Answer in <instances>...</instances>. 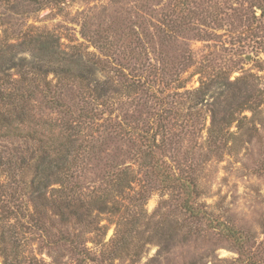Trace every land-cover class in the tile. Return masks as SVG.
I'll use <instances>...</instances> for the list:
<instances>
[{"label":"trees","instance_id":"16d2710c","mask_svg":"<svg viewBox=\"0 0 264 264\" xmlns=\"http://www.w3.org/2000/svg\"><path fill=\"white\" fill-rule=\"evenodd\" d=\"M28 2L42 10L45 1ZM235 3L250 11L247 22L264 21V0ZM12 8L18 16L28 14ZM177 19L171 15L164 18L163 27H158L160 39L171 35ZM0 28L2 264H44L34 255L26 256L22 249L28 243L26 235L32 233L48 238L49 244L67 248L75 264L121 262L129 256L134 243L132 232L139 227L138 222L125 221L123 202L144 203L147 197L139 196L150 194L154 188L162 191L163 198L168 196V201L177 203L180 214L188 220L207 219L214 230L244 249L240 232L210 218L200 204L197 161L202 156L208 159L220 155L231 127L237 124L239 130L245 112L253 117L262 114L264 88L253 86L256 76L243 75L233 82L226 75L204 79L198 90L188 93L194 108L208 106L207 154L196 159L194 155L180 157L171 151L178 142L165 139L163 133L162 124L170 122L172 113L162 108L169 99L179 96L170 91L182 88L178 87V74L169 70L167 57L154 66L142 53L122 50L116 59L103 35L105 31L90 41L103 60L76 46L63 50L60 37L48 29L28 23H4ZM83 36L89 38L85 31ZM100 71L111 73L110 80L100 83L96 77ZM49 75L55 77V84L48 81ZM170 77L176 79L172 84L179 85L172 88L167 81ZM73 87L76 92H72ZM214 89H222L223 101L220 97L207 101ZM67 99L73 105L67 104ZM150 101L161 110L150 112ZM116 106H129L135 111L121 116ZM118 144L128 150L108 155L109 148ZM92 165L95 168L90 169ZM89 171L94 172V179L87 177ZM128 191L133 193L131 197ZM105 215L116 221L103 225ZM113 225L114 236L105 243ZM57 226L61 228L60 238L52 241L51 230ZM161 245L168 250L172 241L163 239ZM243 264L255 263L248 260Z\"/></svg>","mask_w":264,"mask_h":264},{"label":"rangeland","instance_id":"374dc122","mask_svg":"<svg viewBox=\"0 0 264 264\" xmlns=\"http://www.w3.org/2000/svg\"><path fill=\"white\" fill-rule=\"evenodd\" d=\"M44 1L42 10L30 5L28 0L0 1V24L28 23L48 29L60 37L63 50L76 46L103 60L106 59L90 41L105 31L103 35L112 46L116 59L122 50L142 53L154 66H159L163 57L169 59V70L178 74V87L182 88L170 91L179 96L169 99L162 110L169 109L170 117L174 119L172 122L170 118V122L162 125L165 126V139L178 142L171 151L180 157L194 155L196 159L207 154L208 106L194 108L192 96L188 94L198 90L201 81L226 75L233 82L243 75H254L258 79L254 78L253 86L264 88V21L247 22L245 18L248 14L251 16L250 11L246 7L239 8L235 0ZM12 7L28 11V14L18 16ZM230 7L239 10L234 12ZM260 14L258 11L257 17ZM168 15L179 19L175 21L171 35L163 40L158 36V27H163L162 22ZM84 31L88 39L83 36ZM1 32L0 28V37ZM96 77L104 83L112 74L100 71ZM174 79H167L172 88L179 85V82L172 84ZM48 81L55 84L57 80L49 75ZM76 91L73 87L72 92ZM221 91L212 90L207 101H212L209 97H220L223 101ZM66 102L73 105L70 99ZM147 105L152 113L161 110V106L153 101ZM115 108L121 116L135 111L129 106ZM240 119L239 130L237 124L231 127L229 141L219 156L198 159L197 175L200 204L206 207L210 218L240 232L244 249L214 230L207 219L188 220L180 214L175 206L177 203L168 201V196L163 198L162 191L154 188L150 194L139 196L147 197V201L142 202L144 205L123 202L125 221L127 224L138 222L139 227L132 232L134 243L129 256L116 264H243L248 260L264 264V109L257 117L245 112ZM255 128L257 131L253 132ZM121 150L128 149L121 144L113 145L107 154ZM126 162L131 161L126 158ZM87 177L94 179V172L89 171ZM133 188L139 189L138 186ZM128 194L133 195L129 191ZM164 200L168 203H163ZM103 219V225L116 221L110 215ZM114 229V225L110 226L105 243L113 238ZM60 233L59 226L51 230L52 241H57ZM26 237L27 246L22 248L26 256L34 255L44 264H75L67 248L49 244L48 238L39 234ZM168 238L172 246L166 250L161 243Z\"/></svg>","mask_w":264,"mask_h":264}]
</instances>
